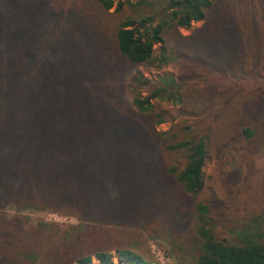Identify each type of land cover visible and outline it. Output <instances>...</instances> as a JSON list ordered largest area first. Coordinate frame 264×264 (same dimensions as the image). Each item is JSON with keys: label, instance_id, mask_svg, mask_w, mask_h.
Segmentation results:
<instances>
[{"label": "trees", "instance_id": "16d2710c", "mask_svg": "<svg viewBox=\"0 0 264 264\" xmlns=\"http://www.w3.org/2000/svg\"><path fill=\"white\" fill-rule=\"evenodd\" d=\"M263 46L251 0H0V264H158L165 228L176 264H264L263 216L204 196L264 155Z\"/></svg>", "mask_w": 264, "mask_h": 264}, {"label": "rangeland", "instance_id": "374dc122", "mask_svg": "<svg viewBox=\"0 0 264 264\" xmlns=\"http://www.w3.org/2000/svg\"><path fill=\"white\" fill-rule=\"evenodd\" d=\"M262 9H264V0H251ZM262 13V12H261ZM262 16V14H261ZM261 23V21H260ZM204 22L192 24L190 29H183L181 33L185 36L191 35L196 30H204L206 27ZM260 56H264V46L260 49ZM186 65L184 63L174 64L171 60L169 65L164 67L162 71L147 72L146 74L152 78L158 79L163 78L164 80H177L176 78H181L185 76L186 70L184 69ZM250 81H248L249 83ZM264 85V83H262ZM160 103L164 108L175 111L177 106H174L169 101L157 102ZM171 123H165L157 127L158 131H166L171 127ZM242 167L235 172L234 176L230 177V183H234V187L231 190L228 189V184L226 182L224 174L225 169H229L223 163H219L217 160L211 162L205 169L207 176V185L204 196L209 198L213 204L215 214L219 217V214L224 213V207H235L239 206L240 218L243 219L244 209L251 211V214L257 213L261 214L264 218V155L259 154L258 156H253L252 154H247L241 160ZM230 170V169H229ZM228 171V170H227ZM236 186V190H235ZM221 198H219V197ZM236 197L235 203L233 197ZM232 197V198H231ZM231 198V199H229ZM224 200H227L226 203ZM7 214L12 215H24L29 220V226L36 225L38 223H46L49 225H58L62 229L70 228L71 226H77L80 224L79 220L73 216L60 215L55 213H49L45 211L30 210L24 213H18L17 211L9 208ZM250 215V214H248ZM247 215V216H248ZM245 217V216H244ZM225 234L224 236H228ZM170 238L169 229H164V234L161 237L153 238L149 235L147 236L146 247L149 256L152 257L158 264H176V258L171 255L170 246L168 240ZM119 257L114 255V262H118ZM92 264H100L98 260H94Z\"/></svg>", "mask_w": 264, "mask_h": 264}]
</instances>
